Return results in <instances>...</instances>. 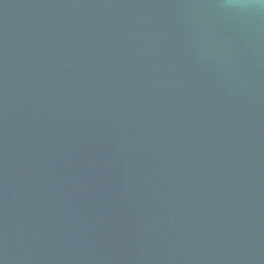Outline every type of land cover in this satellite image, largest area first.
Wrapping results in <instances>:
<instances>
[{
	"label": "water",
	"instance_id": "1",
	"mask_svg": "<svg viewBox=\"0 0 264 264\" xmlns=\"http://www.w3.org/2000/svg\"><path fill=\"white\" fill-rule=\"evenodd\" d=\"M0 264H264V0H0Z\"/></svg>",
	"mask_w": 264,
	"mask_h": 264
}]
</instances>
